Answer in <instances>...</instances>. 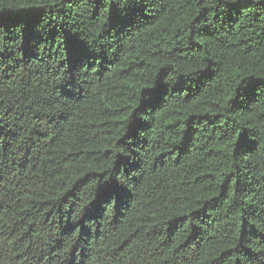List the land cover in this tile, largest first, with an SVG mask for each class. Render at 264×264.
I'll list each match as a JSON object with an SVG mask.
<instances>
[{
	"label": "trees",
	"instance_id": "trees-1",
	"mask_svg": "<svg viewBox=\"0 0 264 264\" xmlns=\"http://www.w3.org/2000/svg\"><path fill=\"white\" fill-rule=\"evenodd\" d=\"M0 264H264V0H0Z\"/></svg>",
	"mask_w": 264,
	"mask_h": 264
}]
</instances>
